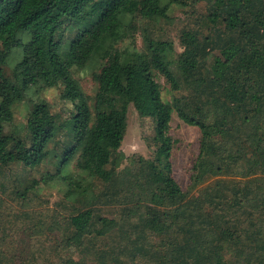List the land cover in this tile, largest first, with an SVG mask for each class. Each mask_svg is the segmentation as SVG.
I'll use <instances>...</instances> for the list:
<instances>
[{
  "label": "trees",
  "instance_id": "16d2710c",
  "mask_svg": "<svg viewBox=\"0 0 264 264\" xmlns=\"http://www.w3.org/2000/svg\"><path fill=\"white\" fill-rule=\"evenodd\" d=\"M170 1L190 9L209 5L202 22L218 34L212 39L185 29L183 52L177 53L173 42L151 32L152 24L170 20L162 0H0V174L39 169L51 155L50 144L66 130L69 143L57 156L58 170L68 169L80 151L81 168L103 185L99 201L91 205L82 196L87 208L70 209L59 223L69 232L63 243L79 249L77 255L67 252L63 264H107L111 255L110 264H134L149 252L145 244L160 264H264V0ZM136 18L145 25L143 51L135 42L120 51L118 44L135 33ZM27 36L28 55L11 80L4 68ZM95 57L101 67L94 113L70 70ZM159 76L175 93L192 91L191 97L166 104ZM39 83L63 87L62 99L74 106L71 117L62 122L47 104L37 103L26 134L8 135L13 104ZM130 106L155 125L153 157L124 164L120 150ZM173 110L202 135L188 193L173 173ZM12 184L14 195L27 197L36 183L25 185L14 175ZM0 187L9 192L4 183ZM104 200L118 207L119 219L100 215L95 204ZM119 232L128 235L124 246L102 256L97 243ZM148 235L160 240L147 243ZM89 246L99 253L86 259ZM126 253L132 258H123Z\"/></svg>",
  "mask_w": 264,
  "mask_h": 264
},
{
  "label": "rangeland",
  "instance_id": "374dc122",
  "mask_svg": "<svg viewBox=\"0 0 264 264\" xmlns=\"http://www.w3.org/2000/svg\"><path fill=\"white\" fill-rule=\"evenodd\" d=\"M162 5L168 7L170 20L152 24L150 26L151 32L157 39L173 42L177 53L183 52L180 36L185 29L201 31L204 37L209 36L212 39L218 34L213 27L211 30H207L206 24L202 22V16L209 14V5L206 3L201 2L192 9L172 3L170 0H162ZM135 23L137 28L133 37L130 35V39L118 44L120 51L131 47L133 42L140 52L143 51L142 28L145 25L140 22V18H136ZM29 44L30 41L27 36L21 42L22 47H16L9 55L4 69L6 76L11 80H15V69L21 62L22 56L28 55ZM64 50L66 49L64 48ZM62 55L64 59H67L64 52ZM100 67L101 60L99 57H95L83 68L73 66L70 70L84 95L90 99L89 104L93 112L95 97L99 88L95 75L100 71ZM157 81L162 87L163 100L168 105L172 106L177 97H191L192 91L189 90L175 93L170 83L163 76L157 77ZM62 90V86L48 88L42 83L30 88L21 100L13 104V120L6 124L5 132L8 135L24 136L29 114L33 105L37 103L47 104L51 114L57 115L62 122H66L71 117L74 106L62 99ZM154 129L155 125L151 119L142 118L134 106H130L128 129L120 150L126 157L124 164H126L127 159L133 157L145 159L153 157V150L149 148V141L154 137ZM170 135L175 142L172 157L174 177L182 190L188 193L192 185V170L199 154L202 135L197 127L189 126L181 121L175 110L172 112ZM68 143L69 139L66 136V130H64L50 144L51 155L39 169L26 172L21 176H19L18 169L11 170L25 185L36 183L34 190L27 197L13 194L11 188L16 186V184H12L14 175L3 176L0 174V183L10 187L9 192L6 193L0 187V264H63L67 260V252L77 255L79 249L76 245L71 242L63 243L68 238L69 232L64 223L61 225L59 223L63 222L64 216L69 215L70 209H84L87 208L85 202L92 205V203L99 201L97 195L102 191L103 185L96 180L94 175L81 168L80 163H82L83 156L80 151L71 159L68 169L58 170L57 163L60 160L57 156L61 155L64 145ZM64 177L68 179L66 180ZM210 184L214 185V180L203 187ZM18 189L23 191L19 184ZM82 196L85 197V202ZM95 208L105 218H120L119 209L114 203L105 204L104 200L100 203L97 202ZM244 219V217H240L238 221L236 220L237 224L242 226L245 223ZM52 228L56 231H53ZM127 236L125 237L122 232H119L118 237L102 239L96 246L100 250H104L100 252L102 256H105V252L112 254L118 252L120 246L121 248L124 246L123 243L127 240ZM159 240L160 238L151 235L146 237L147 243L158 242ZM144 248H146L145 252H149L145 255L142 254L140 259H138L139 257L135 258L134 264H160L154 250L146 244ZM95 253H99V251L89 246L85 249L86 259L93 258ZM112 257L113 255L107 259V264L112 262ZM123 258L130 259L132 257L126 253Z\"/></svg>",
  "mask_w": 264,
  "mask_h": 264
}]
</instances>
